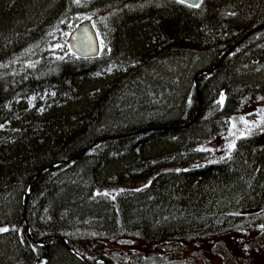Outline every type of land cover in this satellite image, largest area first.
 Masks as SVG:
<instances>
[{
    "label": "trees",
    "instance_id": "obj_1",
    "mask_svg": "<svg viewBox=\"0 0 264 264\" xmlns=\"http://www.w3.org/2000/svg\"><path fill=\"white\" fill-rule=\"evenodd\" d=\"M85 19L100 48L80 58ZM261 24L264 0H0V264H243L241 235L264 244V121L219 158L197 147L264 109V28L240 41Z\"/></svg>",
    "mask_w": 264,
    "mask_h": 264
},
{
    "label": "rangeland",
    "instance_id": "obj_2",
    "mask_svg": "<svg viewBox=\"0 0 264 264\" xmlns=\"http://www.w3.org/2000/svg\"><path fill=\"white\" fill-rule=\"evenodd\" d=\"M255 106L249 105L242 108L229 118L228 129L225 132L198 145L197 148L199 150L208 152V156L204 158L203 162H208L227 154L232 149L230 145H234L238 138L249 134L264 121V109L259 108L260 110H257ZM251 113L258 114V120L248 116ZM201 163L195 162L192 163V166H199ZM189 166L190 164L184 163L180 167L188 168ZM110 193L113 194L114 192L110 191ZM237 238L234 240L237 241ZM240 238H242V241L238 238V244L231 252L241 257L243 264H264V244L259 246L250 245L247 233L241 235Z\"/></svg>",
    "mask_w": 264,
    "mask_h": 264
},
{
    "label": "water",
    "instance_id": "obj_3",
    "mask_svg": "<svg viewBox=\"0 0 264 264\" xmlns=\"http://www.w3.org/2000/svg\"><path fill=\"white\" fill-rule=\"evenodd\" d=\"M180 2H183L187 5H196L199 4V2L201 0H178ZM264 28V24L255 26L254 28H252L240 41L244 40L246 37H248L249 35H251L252 33L263 29ZM239 41V42H240ZM238 44V43H237ZM67 45L69 47V49L77 56L80 58H89V57H94L99 53V40L95 31V28L93 26V24L91 23V21H89L88 19L82 20L81 22H79L74 28L73 30L70 32V34L68 35L67 38ZM223 58V57H222ZM222 58L220 59V61L222 60ZM220 61L218 63L212 64L207 68L201 69L200 71H198L195 75V79H194V86H195V91H196V98H197V109H196V113L194 115V117L189 121V123H191L199 114L200 112V106H201V98H200V90L198 87V83H197V77L199 75H203L209 72H212L215 68H217V66L220 64ZM187 123V124H189ZM174 128H178V127H174ZM152 129H168V127L165 126H157V127H147L141 130H137L131 133H128L126 135H132L134 133H139V132H144V131H148V130H152ZM124 135H110L107 137H101L100 139H104V138H117V137H121ZM96 141H94L92 144H94ZM91 145H89L88 147H90ZM81 153H83V151H81L79 154L77 155H73L69 158L66 159H62L59 160L55 163H52L50 165H46L44 167H42L41 169H39L37 171V173H35V175L33 176V179H36V177L38 175H40L42 172H44L47 169L53 168L61 163L67 162L71 159L77 158L78 156L81 155ZM30 181L27 185L26 191H25V196H24V211L28 202V198L30 195ZM23 211V214H24ZM26 223V222H25ZM2 229H6V227H3ZM26 229L28 230V227H26ZM35 243L37 244H44V239L42 240H35ZM69 251H71V253H73L76 257L82 259L83 261H85V258L82 254H80L79 252H77L76 250L68 247ZM98 263H104V264H108V261L105 258L102 257H97L92 264H98Z\"/></svg>",
    "mask_w": 264,
    "mask_h": 264
},
{
    "label": "snow or ice",
    "instance_id": "obj_4",
    "mask_svg": "<svg viewBox=\"0 0 264 264\" xmlns=\"http://www.w3.org/2000/svg\"><path fill=\"white\" fill-rule=\"evenodd\" d=\"M77 3H79V0H76ZM190 6H196L199 7V4L196 5H190ZM230 147H234V145H230ZM8 229H0V231H7Z\"/></svg>",
    "mask_w": 264,
    "mask_h": 264
},
{
    "label": "bare ground",
    "instance_id": "obj_5",
    "mask_svg": "<svg viewBox=\"0 0 264 264\" xmlns=\"http://www.w3.org/2000/svg\"><path fill=\"white\" fill-rule=\"evenodd\" d=\"M28 203V202H27Z\"/></svg>",
    "mask_w": 264,
    "mask_h": 264
}]
</instances>
